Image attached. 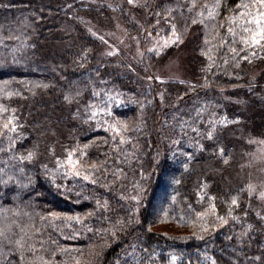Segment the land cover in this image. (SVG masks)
Listing matches in <instances>:
<instances>
[{
  "label": "trees",
  "instance_id": "16d2710c",
  "mask_svg": "<svg viewBox=\"0 0 264 264\" xmlns=\"http://www.w3.org/2000/svg\"><path fill=\"white\" fill-rule=\"evenodd\" d=\"M261 13L0 0V264H264ZM172 54L186 77L156 79Z\"/></svg>",
  "mask_w": 264,
  "mask_h": 264
},
{
  "label": "rangeland",
  "instance_id": "374dc122",
  "mask_svg": "<svg viewBox=\"0 0 264 264\" xmlns=\"http://www.w3.org/2000/svg\"><path fill=\"white\" fill-rule=\"evenodd\" d=\"M112 46H118L130 56H138L140 50L137 43H132L122 26H116L114 31L107 34ZM117 48V47H116ZM115 48H111L114 52ZM156 74L162 79H183L186 77L185 60L180 54H172L156 66ZM250 166H255L250 185L253 190L264 193V140L258 141L255 151L249 161Z\"/></svg>",
  "mask_w": 264,
  "mask_h": 264
},
{
  "label": "snow or ice",
  "instance_id": "6c2138e0",
  "mask_svg": "<svg viewBox=\"0 0 264 264\" xmlns=\"http://www.w3.org/2000/svg\"><path fill=\"white\" fill-rule=\"evenodd\" d=\"M259 2L262 5H264V0H259ZM129 3H135V0H129ZM201 15H203V13H201ZM261 21H264V13H261L260 14V19L256 21V23H257L258 26L261 25ZM193 23H195V21H193ZM173 30L175 31V26H173ZM229 31H231V29H229ZM259 35H260V39H264V26H260ZM176 39L177 40L179 39V36L178 35L176 36ZM252 39H253L254 42H257V43L259 42L258 40H256V36L255 35H253ZM173 42H175V41H173ZM156 79H160V77H156ZM209 135H211V133ZM31 155H32L31 153L28 154L29 158H31ZM68 162L69 163H72L71 155L69 156V161ZM76 163L78 164L80 162L79 161H76ZM78 174L79 173H77V175ZM249 188H250V191L253 190L251 185L249 186ZM261 196L264 197V193H261ZM232 203L233 204H236L237 203V200L235 198H233ZM53 215H55V214H53Z\"/></svg>",
  "mask_w": 264,
  "mask_h": 264
}]
</instances>
